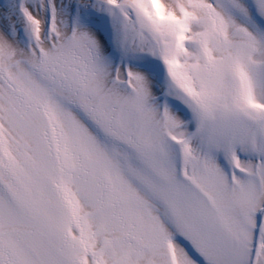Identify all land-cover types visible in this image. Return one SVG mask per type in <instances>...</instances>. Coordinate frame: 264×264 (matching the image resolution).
<instances>
[{"label":"snow or ice","instance_id":"1","mask_svg":"<svg viewBox=\"0 0 264 264\" xmlns=\"http://www.w3.org/2000/svg\"><path fill=\"white\" fill-rule=\"evenodd\" d=\"M0 264H264V0H0Z\"/></svg>","mask_w":264,"mask_h":264}]
</instances>
